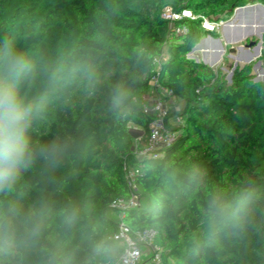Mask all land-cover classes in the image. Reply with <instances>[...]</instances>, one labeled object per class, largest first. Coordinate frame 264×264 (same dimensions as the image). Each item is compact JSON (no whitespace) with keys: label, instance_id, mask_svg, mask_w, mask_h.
<instances>
[{"label":"trees","instance_id":"trees-1","mask_svg":"<svg viewBox=\"0 0 264 264\" xmlns=\"http://www.w3.org/2000/svg\"><path fill=\"white\" fill-rule=\"evenodd\" d=\"M254 3L264 0H0V49L11 44L39 67L21 93L43 103L30 142L66 149L54 168L38 157L22 170L0 194V213L47 205L46 243L66 241L71 264H85L102 240L111 264L121 247L110 206L130 196L124 164L141 165L145 204L124 221L158 232L165 264H264V80H254L253 63L228 82L221 68L187 58L208 33L204 18L226 21ZM165 6L198 17L170 26ZM54 71L62 78L49 85L45 73ZM155 76L184 103L183 123L158 157L138 159L154 119L143 96ZM69 207L79 218L66 237L58 226Z\"/></svg>","mask_w":264,"mask_h":264},{"label":"clouds","instance_id":"clouds-1","mask_svg":"<svg viewBox=\"0 0 264 264\" xmlns=\"http://www.w3.org/2000/svg\"><path fill=\"white\" fill-rule=\"evenodd\" d=\"M38 63L18 51L11 44L0 49V194L10 193L22 170L30 168L39 157L49 166L56 167L66 150L57 144L36 149L29 138L34 119L43 110V103L28 100L22 88L38 74ZM49 85L62 78L59 71L45 73ZM47 205H41L24 214L17 208L0 213V264H30L31 257H44L45 264H71V253L66 241L56 245L46 243ZM58 226L68 237L79 218V209L69 207L61 212ZM108 246L99 241L85 264H110Z\"/></svg>","mask_w":264,"mask_h":264},{"label":"built area","instance_id":"built-area-1","mask_svg":"<svg viewBox=\"0 0 264 264\" xmlns=\"http://www.w3.org/2000/svg\"><path fill=\"white\" fill-rule=\"evenodd\" d=\"M162 17L173 26L176 21L185 18L196 19L190 10H174L171 6H165ZM224 20H212L204 18L202 27L208 32H217ZM188 31L187 27H177L174 32L183 34ZM162 57V56H161ZM161 57L155 59L156 68L159 69ZM151 89L143 96V112L154 117L149 125V136L145 144L136 152L138 159L146 156L158 157L159 151L171 145L176 138L174 131L167 125L169 121L170 100L175 98L173 90L161 86L157 77L151 79ZM178 123H183L180 116H176ZM171 124V123H170ZM123 173L130 190L127 198H118L111 204L116 211L117 232L113 239L120 244L121 253L117 261L111 264H165L164 248L159 242L158 232L152 228L133 230L125 221L126 212L133 208H139L142 204L138 178L143 173L141 165L131 166L127 163L123 166Z\"/></svg>","mask_w":264,"mask_h":264},{"label":"crops","instance_id":"crops-1","mask_svg":"<svg viewBox=\"0 0 264 264\" xmlns=\"http://www.w3.org/2000/svg\"><path fill=\"white\" fill-rule=\"evenodd\" d=\"M230 23L220 26L217 32H208L201 37V44L192 51L191 59L202 62L211 68H221L228 71L230 66H243L245 64L254 63L255 61H263L264 59V9L254 8L252 10L243 11L238 17L232 15ZM250 29L262 35L257 38L255 33H250ZM251 40L260 41L261 44L257 48L238 47ZM252 54L250 62L245 63L246 58ZM232 55L236 56L233 58ZM164 56V54H163ZM225 57L228 63L224 65ZM167 58V54L166 57ZM228 66V67H226ZM254 67V66H253ZM254 70L264 71L260 67ZM179 101V100H178Z\"/></svg>","mask_w":264,"mask_h":264},{"label":"water","instance_id":"water-1","mask_svg":"<svg viewBox=\"0 0 264 264\" xmlns=\"http://www.w3.org/2000/svg\"><path fill=\"white\" fill-rule=\"evenodd\" d=\"M254 8H262L264 9V5L261 4V3H254V4H247L245 6H241V7H237L233 10V15L235 17H238L242 14L243 11H248V10H252ZM215 20H218L217 18ZM232 20L229 19L227 20L226 22L227 23H230ZM201 44V40L193 47L192 51L197 48L198 46H200ZM261 42L260 41H257V40H251L245 44H241L239 45L238 47L242 48V47H247V48H257L260 46ZM233 58H236V56L232 55ZM252 54L249 55L248 58H246L245 60V63H248L250 62V60L252 59ZM197 61V60H195ZM205 64V63H204ZM237 67V63H235L234 67L231 69V71L229 72V75H228V82H231L232 81V75H233V72H234V69ZM257 67H260L262 70H264V59L263 61H257L254 65V68H257ZM255 81H260V80H264V76H257L255 77L254 79Z\"/></svg>","mask_w":264,"mask_h":264},{"label":"rangeland","instance_id":"rangeland-1","mask_svg":"<svg viewBox=\"0 0 264 264\" xmlns=\"http://www.w3.org/2000/svg\"><path fill=\"white\" fill-rule=\"evenodd\" d=\"M207 19H209V18H207ZM249 32L250 33L254 32V29H250ZM254 33H255V35H256L257 38H260L262 36V35H260V34H258L256 32H254ZM166 54H167V52H166V48H165V50H164V56H162L160 58L161 59L160 63H162L166 59L165 58L166 57ZM191 55H192V51L187 55V58L191 59L192 58ZM258 61H260V60H258ZM256 62L257 61H255L253 63V66L255 65ZM223 63H224V65L228 63V59L226 57H225V60L223 61ZM226 67H228V66H226ZM232 68H233V66H230V68L228 69V71H224V73L226 74V78H228L229 72L231 71ZM214 69H217V67H215ZM253 73L255 74V77H257L259 71L253 69ZM169 103H170V110H171L170 117H169V122L171 123V126L174 129H177V128H179L181 126L182 123H178L175 120V117L177 116L176 113H179V112H181L184 109V103L181 102V101H178L176 98L171 99ZM174 133H175L176 136L179 134V132L176 131V130L174 131ZM135 144H136V142H135ZM139 192L141 193V191H139ZM142 203L145 204V196L144 195H142ZM168 264H173V263L171 261H169Z\"/></svg>","mask_w":264,"mask_h":264},{"label":"bare ground","instance_id":"bare-ground-1","mask_svg":"<svg viewBox=\"0 0 264 264\" xmlns=\"http://www.w3.org/2000/svg\"><path fill=\"white\" fill-rule=\"evenodd\" d=\"M258 75L259 76H264V71H259Z\"/></svg>","mask_w":264,"mask_h":264}]
</instances>
